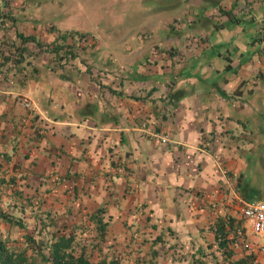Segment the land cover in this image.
<instances>
[{
  "label": "crops",
  "instance_id": "0c3cea01",
  "mask_svg": "<svg viewBox=\"0 0 264 264\" xmlns=\"http://www.w3.org/2000/svg\"><path fill=\"white\" fill-rule=\"evenodd\" d=\"M82 2L0 0V45L15 31L35 38L0 81V176L18 203L92 225L90 246L106 237L108 253L133 251L137 264H264L238 202L250 189L264 198V0H130L124 10L143 21L94 26L96 47L57 68L35 41L45 29L79 31L52 18ZM114 25L135 46L102 52ZM132 47L145 58L127 57Z\"/></svg>",
  "mask_w": 264,
  "mask_h": 264
},
{
  "label": "rangeland",
  "instance_id": "374dc122",
  "mask_svg": "<svg viewBox=\"0 0 264 264\" xmlns=\"http://www.w3.org/2000/svg\"><path fill=\"white\" fill-rule=\"evenodd\" d=\"M130 0L124 1V0H83V2L80 4V9L78 11L73 12V14L68 15V17H61V16H55L52 18V21L55 22V25L59 28L61 27H67V28H75L74 30L81 31H87L90 33H87L86 39L87 44L85 49H90L96 47L95 39L97 38L94 31L95 27H100L102 29H107L112 25L113 23L117 22V26L119 28L125 27V29L128 27L134 26V24H138L139 22L143 21L142 18H133L131 16L132 12H134L135 9L132 11L128 9L124 10L129 4ZM150 4V3H149ZM176 19L171 20L170 22L173 23ZM141 25V23H140ZM83 28L85 30H83ZM114 33L110 32H104L102 36V39L99 37V40L102 42L101 44L104 46L102 49V52H107V50H114L116 52L122 51V48L125 45L130 44L131 46H135L136 43L133 39H127L131 37V35L127 34H121L117 33L115 25L113 26ZM69 29H65L67 31ZM60 31V30H59ZM154 36L160 35V30L155 29L153 32ZM78 37L75 35V39ZM47 39L46 35L39 36L38 39ZM79 39V38H77ZM135 39V38H134ZM48 40V39H47ZM143 41V44L146 45V48H150L152 45V38H146V39H140ZM158 40V39H156ZM194 40V39H193ZM134 43V44H133ZM203 44L205 41L202 42ZM190 44L187 46L189 47ZM161 47V45H159ZM177 45H175L176 47ZM163 47V46H162ZM82 48L79 51V54L82 53L84 50ZM100 53L101 48H100ZM126 56L129 58L137 57L142 59L145 58L146 54H142L141 57L137 56V54L134 52V47L130 51H125ZM150 52L154 53H160V50L158 47L152 48ZM90 53V52H89ZM92 53V52H91ZM79 54L77 56H79ZM106 54V53H105ZM86 54H82V57L84 58ZM153 55V53H152ZM107 59V58H106ZM80 60V59H78ZM84 61V59H81ZM256 62L261 61V58H256ZM89 67L95 66L96 70H94V75L97 77L98 69H101L99 67L100 65L89 63ZM98 68V69H97ZM12 70V69H11ZM26 107V106H25ZM159 147L167 148L172 147V144L170 143H160V141L157 142ZM56 152H52V154H55ZM51 154V155H52ZM53 158V157H52ZM6 179L2 176H0V206L3 210H5L7 213L12 214L14 216H18L22 223L21 226H17L14 224H8L6 222L0 221V235L3 238H6V243L15 247L16 249L25 248L27 246V243L25 242L24 236L29 235L35 240H41L42 242L49 241L53 238L55 235V232H63V233H72L73 234V240L71 241L70 250H73V252L77 253L80 250V246H84L86 252L88 250L92 251V256H95L98 253V249L101 252L108 253L111 248L108 246H111V243H109V239L106 237H102L104 239L105 243H101L99 247H93L91 248L90 244H92L93 241L96 240V235L94 231L90 230L92 225L86 224V226L81 227L80 225H76L75 227H71L69 224L70 221H66L64 219H58L57 221L52 217H44V220L39 221L33 216V213L36 212L33 208H30L24 201H20L21 205L18 203L19 198L17 197V194L13 191V189L6 184ZM112 188V187H109ZM108 188V189H109ZM133 188H129L128 191H132ZM259 194L256 193L255 190L250 189L248 191V196H246V199L250 200H264V198H258ZM62 214H60L61 216ZM43 216V215H41ZM63 217V215H62ZM56 218H59L56 215ZM108 221V220H107ZM44 223V225H41V223ZM56 222V223H55ZM89 223V222H87ZM51 224H53L51 226ZM58 224V225H57ZM91 226V227H90ZM56 227H58L56 231ZM90 227V229H89ZM89 229V230H88ZM52 234V235H51ZM27 241V240H26ZM142 247H139L138 250L133 249L135 253H138V251H142ZM40 250L42 252H46V246L41 245ZM27 251H29V248H27ZM113 252V251H112ZM110 253H108L109 255ZM138 254H141L138 253ZM101 255V253L99 254ZM120 264H137L134 258V252H127L126 254H123L119 256Z\"/></svg>",
  "mask_w": 264,
  "mask_h": 264
},
{
  "label": "trees",
  "instance_id": "16d2710c",
  "mask_svg": "<svg viewBox=\"0 0 264 264\" xmlns=\"http://www.w3.org/2000/svg\"><path fill=\"white\" fill-rule=\"evenodd\" d=\"M42 35H46L48 40L40 38L41 40L35 41L36 45L43 54L47 55L48 59H51V63L57 68H63L64 66L70 68L78 64L77 55L82 48L86 47L87 33L45 29L40 37ZM75 35L78 36L76 39ZM2 39H16V41L12 40L0 45V81L10 79L11 75L14 74L17 64L22 58V43L27 40H34L35 38L32 34L15 31L14 35L3 36ZM19 204L21 205V202ZM35 215H37L36 213L34 217L39 221L44 220L43 216ZM44 217H47V215L44 214ZM0 221L17 226L23 224L18 216L7 213L1 206ZM106 223L107 221L104 220L101 224L99 223V226H96L98 227L97 231L99 234L103 233L104 227L102 224ZM41 225H44V223L42 222ZM56 228L58 229V227ZM221 230L222 228L219 225L214 233L217 238V246L220 247L221 258L223 259L224 256L229 254V250L226 248V232H222ZM24 239L27 246L16 249L7 244L6 238L0 235V264H120L118 256L114 253L108 255V253L101 252L99 249L98 253L100 252L101 255L99 253L95 256L91 254L92 249L86 252L83 245L80 246V250L77 253L73 252V250H70L71 241L73 240L72 233L55 232L53 238L48 242L35 240L29 235H25ZM41 245L46 246V252L40 250ZM93 247L94 245L91 246V248ZM27 248H29V251H27ZM246 259L247 257H240L228 260V264H251L250 262H246ZM194 260H199L198 264H205L201 259Z\"/></svg>",
  "mask_w": 264,
  "mask_h": 264
},
{
  "label": "built area",
  "instance_id": "2783aa9c",
  "mask_svg": "<svg viewBox=\"0 0 264 264\" xmlns=\"http://www.w3.org/2000/svg\"><path fill=\"white\" fill-rule=\"evenodd\" d=\"M24 104H27V101H24ZM157 138L160 143L166 141L165 136ZM238 202L240 213L247 221L250 233L262 239L263 242L259 244V248L264 251V200L240 198Z\"/></svg>",
  "mask_w": 264,
  "mask_h": 264
}]
</instances>
